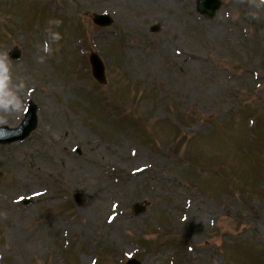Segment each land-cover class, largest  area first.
Here are the masks:
<instances>
[{
	"label": "rangeland",
	"instance_id": "obj_1",
	"mask_svg": "<svg viewBox=\"0 0 264 264\" xmlns=\"http://www.w3.org/2000/svg\"><path fill=\"white\" fill-rule=\"evenodd\" d=\"M257 3L207 18L195 0H0L9 86L26 93L0 126L37 114L0 143V264H264Z\"/></svg>",
	"mask_w": 264,
	"mask_h": 264
},
{
	"label": "water",
	"instance_id": "obj_2",
	"mask_svg": "<svg viewBox=\"0 0 264 264\" xmlns=\"http://www.w3.org/2000/svg\"><path fill=\"white\" fill-rule=\"evenodd\" d=\"M221 4L222 0H196L195 9L197 12L202 13L207 18H210L215 15ZM112 20V17L106 13L94 14L92 18V21L99 26H107L112 23ZM17 56L18 52L15 51L11 53V57L16 58ZM89 62L93 77L99 80V82H104V64L100 56L97 53L92 52L89 55ZM36 122V106L31 103L27 106L24 118L18 126L14 128H10L7 125L0 126V143L5 144L13 141L23 140L35 128ZM74 200L79 203L81 201L80 195H75ZM138 210L140 209L138 208ZM126 264H140V262L134 258H131Z\"/></svg>",
	"mask_w": 264,
	"mask_h": 264
},
{
	"label": "clouds",
	"instance_id": "obj_3",
	"mask_svg": "<svg viewBox=\"0 0 264 264\" xmlns=\"http://www.w3.org/2000/svg\"><path fill=\"white\" fill-rule=\"evenodd\" d=\"M251 3H255L256 0H249ZM264 3V0H260V3L256 4L259 8L260 4ZM229 14L225 13V17ZM49 24H55L57 27L62 23L59 19L48 21ZM50 41L56 42L61 39L59 32H53L50 29H46ZM42 51L45 54H51L52 48L50 46L49 40H46L43 44ZM41 61L43 58H40ZM11 73H10V63L9 58L6 53H0V123L5 122L4 116L11 115L16 112L23 111L25 104L21 99V94L25 93V84L21 81L15 84V88L10 87Z\"/></svg>",
	"mask_w": 264,
	"mask_h": 264
},
{
	"label": "snow or ice",
	"instance_id": "obj_4",
	"mask_svg": "<svg viewBox=\"0 0 264 264\" xmlns=\"http://www.w3.org/2000/svg\"><path fill=\"white\" fill-rule=\"evenodd\" d=\"M113 218L112 217H109V220L111 221ZM93 264H96V262L94 261Z\"/></svg>",
	"mask_w": 264,
	"mask_h": 264
},
{
	"label": "trees",
	"instance_id": "obj_5",
	"mask_svg": "<svg viewBox=\"0 0 264 264\" xmlns=\"http://www.w3.org/2000/svg\"><path fill=\"white\" fill-rule=\"evenodd\" d=\"M177 152V151H176Z\"/></svg>",
	"mask_w": 264,
	"mask_h": 264
}]
</instances>
